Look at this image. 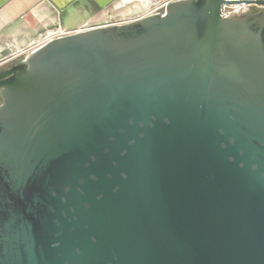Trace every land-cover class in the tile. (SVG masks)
Wrapping results in <instances>:
<instances>
[{
    "label": "water",
    "instance_id": "water-1",
    "mask_svg": "<svg viewBox=\"0 0 264 264\" xmlns=\"http://www.w3.org/2000/svg\"><path fill=\"white\" fill-rule=\"evenodd\" d=\"M224 3L0 67V264H264V1Z\"/></svg>",
    "mask_w": 264,
    "mask_h": 264
},
{
    "label": "crops",
    "instance_id": "crops-1",
    "mask_svg": "<svg viewBox=\"0 0 264 264\" xmlns=\"http://www.w3.org/2000/svg\"><path fill=\"white\" fill-rule=\"evenodd\" d=\"M173 0H0V67L59 33L136 20Z\"/></svg>",
    "mask_w": 264,
    "mask_h": 264
},
{
    "label": "built area",
    "instance_id": "built-area-1",
    "mask_svg": "<svg viewBox=\"0 0 264 264\" xmlns=\"http://www.w3.org/2000/svg\"><path fill=\"white\" fill-rule=\"evenodd\" d=\"M173 1H177V0H173ZM254 1H260V0H224L225 3L221 9L222 18L223 19H239V18L246 17L247 15H249L251 13L252 9H258L259 10V8L256 5L250 4L251 2H254ZM170 2H172V1H168L165 4H163L162 6H160L159 8H157L153 14H158L161 11L165 12V9ZM116 24H119V23H116ZM122 24H124V23H122ZM110 25H114V24H110ZM93 27H97V26H91L89 24H86L83 27V29H81L79 31L91 29ZM63 35H67V33H65V32L59 33L55 36H52V37L46 39L45 41H43L39 45L32 46L30 49L25 51L24 57H26V55H29L30 53L34 52L36 49L43 46L45 43L51 41L52 39H55V38L63 36ZM24 57H22V59H24Z\"/></svg>",
    "mask_w": 264,
    "mask_h": 264
},
{
    "label": "flooded vegetation",
    "instance_id": "flooded-vegetation-1",
    "mask_svg": "<svg viewBox=\"0 0 264 264\" xmlns=\"http://www.w3.org/2000/svg\"><path fill=\"white\" fill-rule=\"evenodd\" d=\"M256 12H259V10L258 9H252L251 10V13L250 14H252V13H256ZM21 60H18V61H16L17 63H19ZM13 64V63H12ZM7 66H10V65H7ZM6 66V67H7ZM2 102H3V99H2V96H1V94H0V105L2 104Z\"/></svg>",
    "mask_w": 264,
    "mask_h": 264
},
{
    "label": "rangeland",
    "instance_id": "rangeland-1",
    "mask_svg": "<svg viewBox=\"0 0 264 264\" xmlns=\"http://www.w3.org/2000/svg\"><path fill=\"white\" fill-rule=\"evenodd\" d=\"M162 6V5H161ZM154 13V11H152L151 13H149L148 15H151V14H153ZM147 16V15H146ZM144 17V16H143ZM22 56H24V55H22Z\"/></svg>",
    "mask_w": 264,
    "mask_h": 264
}]
</instances>
